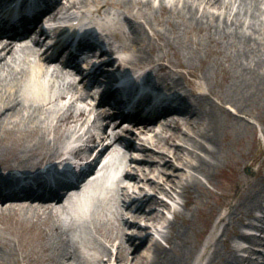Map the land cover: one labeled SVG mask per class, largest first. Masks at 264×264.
Masks as SVG:
<instances>
[{"label":"bare ground","instance_id":"6f19581e","mask_svg":"<svg viewBox=\"0 0 264 264\" xmlns=\"http://www.w3.org/2000/svg\"><path fill=\"white\" fill-rule=\"evenodd\" d=\"M54 2L53 10L47 7L41 17L48 22L64 17L74 21L76 12L85 18H100V22H89L99 29L97 35L89 34L83 40V48L89 52L83 63L92 67L87 72L78 63L70 69L58 67L52 58L58 54L63 60L66 48H55L42 58L38 49L42 45L52 48L44 43L49 38L44 28H40L42 40L29 38L33 27L24 28L23 32L29 29L25 39L0 37V264H196L197 253L207 254L210 264H262L254 262L252 255L264 256V158L253 178L241 175L238 169L248 157L233 161V187L226 194L224 210L214 213L212 230L200 244L202 252L194 244L193 225L185 212L195 201L193 191L204 188L203 179L207 181L219 164L225 120L247 124L239 115L248 116L250 106L264 99V0H157L156 6L154 0ZM89 3L91 7L83 10ZM32 8L21 3L23 14ZM40 16L35 12L34 26L42 25ZM162 22L168 24V31L158 26ZM162 46L173 56L162 51L154 55ZM202 47H207L204 56ZM212 61L216 65L226 62L220 68L218 81L223 82L217 92L210 82ZM105 64L110 68L105 69ZM140 68L143 73L136 76V85L142 91L159 90L171 99H163L145 118L139 115L148 104L141 102L122 132L101 130L98 134L99 123L113 119L108 104L98 106L101 100L119 103L117 96L125 89L115 86V81H122L119 77L128 69L135 75ZM76 73L90 86L98 83L95 74L104 75L106 91L100 95L99 89L88 92L78 87ZM184 84L189 89L181 93ZM93 94L101 100L92 103ZM155 117L161 121L153 122ZM133 129L141 144L124 133ZM180 136L183 143L173 142ZM160 146L164 149L157 154L151 150ZM92 152L95 156L88 162ZM145 152L150 158L139 157ZM125 153L130 154V162L123 164L115 179L117 224L112 226L102 198L92 189ZM72 155L87 162L90 175L100 164V173L86 183L87 171L80 172L71 184L55 179L57 188L47 193L31 188L4 191L18 181L11 173L35 171L34 178L46 179L61 165L62 176H71L64 169ZM255 159L256 154L250 157V161ZM5 176L10 179L4 181ZM68 187L78 189L77 195L90 191L83 203L87 211L83 220L72 215L77 210H73L71 197L61 202L60 194L72 190ZM177 196L182 198V209L172 205ZM81 221L91 226V240L77 241L69 235L68 226ZM159 228L165 244L153 236L152 230ZM107 242H116L114 252ZM78 243L83 244L84 254L78 251Z\"/></svg>","mask_w":264,"mask_h":264},{"label":"rangeland","instance_id":"374dc122","mask_svg":"<svg viewBox=\"0 0 264 264\" xmlns=\"http://www.w3.org/2000/svg\"><path fill=\"white\" fill-rule=\"evenodd\" d=\"M63 3L66 2V0H61ZM157 0H154L153 5L156 6ZM91 3L87 4L84 9H88L91 7ZM111 12H115L114 9H111ZM94 21H99V18H96V16H92ZM89 19V18H88ZM90 20V19H89ZM155 26V24H154ZM160 27L165 28L167 31L169 30L168 24L166 22L160 23L158 25ZM192 38L195 40H199V36L197 34H193ZM153 44H163L161 41H154ZM203 46H207L203 45ZM156 50V49H155ZM162 51L165 53L168 57H172V53L170 50H168L165 46H162V50L159 49L157 51H154V55L161 54ZM181 54V52H178ZM207 54V47H202L201 49V55L204 56ZM222 65H226V62ZM222 65H216L214 61H212V65H210L209 74H210V82L212 83V89L214 92L219 91L218 85L222 84L223 81L221 80L220 76V68ZM141 67H145V65H141ZM78 87L82 88L85 91L91 92V89L84 88L80 83L77 84ZM92 88V87H91ZM184 89L188 90L189 87L184 84ZM91 96V102L93 103L94 100ZM263 100V101H262ZM261 101H255L248 111V116H245L243 114H240L239 116H244L245 121H247V124L243 122H239L238 120H230L226 119L223 125V128L220 131V160L219 164L216 168L212 170V173L210 177L206 180L203 179L202 184L204 188H199L198 190L193 191V194L195 195V201L193 203H190L187 206V211L185 212V215L188 217L190 222L192 223V230L194 232L192 238L194 241V244H198L196 247H199L201 252L203 251V245L200 247V244H203L205 239L207 238L209 232L212 230L213 224L216 220V217L214 215L215 211L218 209L220 211H223L225 207H223V204L227 203L226 194L231 192V189L234 184L235 179V172L233 171V161H242L244 158L248 157V161L243 164H239V172L241 175H244L248 178H253L254 172L259 164L260 161L264 158V153L262 152V149L264 148V99ZM228 107V106H227ZM228 109L231 112H234L233 109ZM156 130V129H155ZM183 130H186L185 127H183ZM131 135L133 137V143L135 144H141L142 141L136 138L137 131L135 129L131 130ZM154 133V132H153ZM150 133L151 135L153 134ZM150 135V136H151ZM135 136V137H134ZM182 137L176 138L173 142L183 143L181 139ZM161 143V142H160ZM161 149H164L162 146L160 147H153L151 150L155 151V154H157V151H160ZM171 152V150H168L167 153ZM256 154L255 161H250V157L252 155ZM130 155V154H129ZM128 153L123 154L122 157H119L118 161L112 166L108 167L106 172L104 173V176L102 179H100L93 187L92 192L98 194L102 200H103V206L105 208L107 216L112 219L113 223L112 226H115L117 224L116 221H114V211L117 209V200L114 196V187H115V179L119 175V173L122 170V166L125 162H130L128 159ZM171 155V154H170ZM141 158H150L149 152H145L144 155H140ZM154 159H158L157 157H153ZM174 163H177L174 159H172ZM99 167L97 165L96 169ZM95 169V170H96ZM153 176V175H150ZM111 198V200H109ZM175 205L177 208L182 209V198L176 197ZM81 205V202L75 201L74 202V209L76 210ZM167 217H169V214H166ZM171 216V215H170ZM172 220V219H169ZM121 221V220H120ZM69 235L73 240L77 241H83L87 240L93 237L91 236V226L87 224L86 222H80V224H73L69 225ZM115 229H112V235L115 234ZM1 233V230H0ZM4 236V234H2ZM135 241V240H134ZM116 242H107L105 245L114 252ZM165 244V243H164ZM221 245L219 244V248ZM97 248H101L97 245ZM196 254V253H195ZM199 257V260H197L196 264H210L207 262V254H202V256L199 255V253L196 254ZM253 258L256 257L257 261H263L258 262L264 264V257L262 258L259 255H252ZM102 261H105V257L102 256ZM104 264H110L109 262H104Z\"/></svg>","mask_w":264,"mask_h":264}]
</instances>
